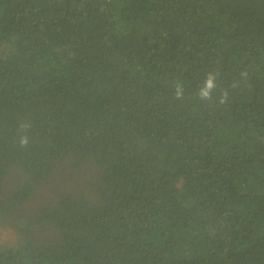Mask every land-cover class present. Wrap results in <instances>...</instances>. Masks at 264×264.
Returning a JSON list of instances; mask_svg holds the SVG:
<instances>
[{"label": "trees", "instance_id": "16d2710c", "mask_svg": "<svg viewBox=\"0 0 264 264\" xmlns=\"http://www.w3.org/2000/svg\"><path fill=\"white\" fill-rule=\"evenodd\" d=\"M0 234V264H264V0H0Z\"/></svg>", "mask_w": 264, "mask_h": 264}, {"label": "clouds", "instance_id": "9594fccd", "mask_svg": "<svg viewBox=\"0 0 264 264\" xmlns=\"http://www.w3.org/2000/svg\"><path fill=\"white\" fill-rule=\"evenodd\" d=\"M216 88H217L216 74L210 72L206 75L204 83L198 88L197 96L202 101L211 100L213 96V92ZM183 97H184V89L183 86L178 82L175 87V98L181 100L183 99ZM226 102H227V92H225L219 99L220 104H224ZM29 127L30 125L28 124L21 125V129L23 130H27V128ZM19 142L21 147L27 146L29 142L28 136L27 135L21 136Z\"/></svg>", "mask_w": 264, "mask_h": 264}, {"label": "rangeland", "instance_id": "374dc122", "mask_svg": "<svg viewBox=\"0 0 264 264\" xmlns=\"http://www.w3.org/2000/svg\"><path fill=\"white\" fill-rule=\"evenodd\" d=\"M0 236H3V237H5V238H6V236H5V235H3V234H0Z\"/></svg>", "mask_w": 264, "mask_h": 264}]
</instances>
